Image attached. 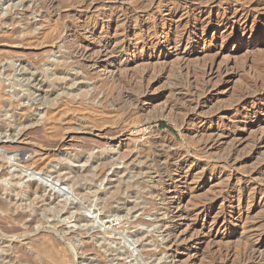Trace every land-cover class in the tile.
Returning a JSON list of instances; mask_svg holds the SVG:
<instances>
[{
    "label": "rangeland",
    "instance_id": "rangeland-1",
    "mask_svg": "<svg viewBox=\"0 0 264 264\" xmlns=\"http://www.w3.org/2000/svg\"><path fill=\"white\" fill-rule=\"evenodd\" d=\"M0 19V92L33 119L0 132L2 196L29 184L55 195L23 192V206L0 209V229L16 234L0 231V264H264V0H0ZM78 41L95 57L106 44L105 66L83 64ZM12 62L42 75L52 107L28 95ZM74 84L85 86L78 98L67 96ZM83 92L108 100L92 107ZM179 203L185 215L173 218Z\"/></svg>",
    "mask_w": 264,
    "mask_h": 264
},
{
    "label": "bare ground",
    "instance_id": "bare-ground-1",
    "mask_svg": "<svg viewBox=\"0 0 264 264\" xmlns=\"http://www.w3.org/2000/svg\"><path fill=\"white\" fill-rule=\"evenodd\" d=\"M52 1V0H51ZM56 2V1H55ZM47 4V3H46ZM51 5V4H50ZM51 7V6H50ZM52 8V7H51ZM53 11V10H52ZM115 11V10H114ZM117 12V11H116ZM115 12V13H116ZM9 18V17H8ZM128 18V17H127ZM1 20V19H0ZM90 20V19H89ZM84 22V21H83ZM135 22V21H134ZM82 23V22H81ZM126 25H129L130 24V20H126L125 22H124ZM133 23V22H132ZM103 24V23H102ZM107 25H108V23H107ZM84 27H85V29H87L88 30V32H90L91 34H94L95 32H96V30H95V26L93 25H91V23H88V22H86L85 21V23H84V25H83ZM128 27V26H127ZM127 27H125L126 29H127ZM103 27H101V29H102ZM104 28H106V27H104ZM153 30V29H152ZM68 31V30H67ZM104 32V31H103ZM157 32V31H156ZM66 33V32H65ZM74 33V32H73ZM88 34V33H87ZM104 34V33H103ZM189 35V34H188ZM95 36V35H94ZM93 36V37H94ZM113 36V35H112ZM64 37H65V35H64ZM67 37V36H66ZM79 37V36H78ZM73 38V37H72ZM64 39V38H63ZM68 39V38H67ZM74 40V39H73ZM65 41V40H64ZM123 41V40H122ZM121 41V42H122ZM70 43V42H69ZM78 43V46L80 47V58L81 57H83V59H81V60H83V61H85V62H83V64H91L92 66H97L98 68H101V67H103V66H105V64H103L100 60V55H102V54H104V55H108L107 53H104V52H106L107 50H109L108 49V47H107V45L105 44L104 46H103V49L102 50H100L99 52H98V56L97 57H95L94 56V53H93V56L92 55H90V53H89V48H90V44L89 45H87V44H84L82 41H78L77 42ZM106 43H107V41H106ZM115 43V42H114ZM113 44V43H112ZM114 45V44H113ZM112 45V46H113ZM131 46V44L130 43H127V42H124V43H121L120 44V46H119V48H118V50L119 51H124V50H127L129 47ZM92 47V46H91ZM132 47V46H131ZM134 47V46H133ZM94 48V47H93ZM91 50V49H90ZM75 52V51H74ZM79 52V51H78ZM110 52V51H109ZM114 53V52H113ZM75 54V53H74ZM78 55V54H77ZM192 54L191 53H186V56H184L183 58H181L182 60H185V58L186 59H190V56H191ZM103 57V56H102ZM101 57V58H102ZM198 57V56H197ZM79 60V59H78ZM112 60H110L109 62L106 60L105 61V63H106V66H107V64H111L112 62H111ZM81 62V61H80ZM82 63V62H81ZM126 65H127V63H125ZM125 64H123V63H121V62H119V63H116L115 64V69H112L113 71H111V79H112V81H113V84H115L114 86H117V87H119L120 89H122L123 87H122V81H121V79H123L124 77L123 76H125V75H123V76H121V77H123V78H121L120 80H119V78H117L116 79V74H117V72L116 71H119V70H121L122 68H123V66H126ZM31 66V65H30ZM85 66V65H84ZM89 66V65H88ZM87 66V67H88ZM114 66V65H113ZM10 69L8 70V72L9 73H12V71L13 72H15L16 73V75L19 77V82L21 83V85H24V86H26V89H27V92H28V95L30 96V97H32V99H34V100H36V101H38L39 103H40V105H44L45 107H47V108H50V107H52L51 106V104H50V102H53V101H55V99H53L51 96L56 92V91H54V90H49L48 88H47V85H46V82H45V80L43 79V77H42V75L41 74H37L36 72H34V71H32L31 70V67H29L28 66V64H26L25 62H20L19 64L18 63H14V62H12V63H10ZM109 67V66H108ZM105 68V67H104ZM32 69H34V68H32ZM10 70H11V72H10ZM124 70V69H123ZM119 73V72H118ZM121 73V72H120ZM77 75V74H76ZM75 75V76H76ZM130 76V75H129ZM126 77V76H125ZM74 78V77H73ZM127 78H128V76H127ZM82 79V78H81ZM130 79H132V78H130ZM125 80V83H126V78L124 79ZM99 82V81H98ZM124 82V81H123ZM133 82H134V80H133ZM66 83V82H65ZM95 84V83H94ZM129 84V83H128ZM130 85V84H129ZM83 87H85L84 86V84H79V85H76V84H74V85H72L70 88H66L65 87V89L67 90V96L68 97H73V98H78V96L76 95H73L74 94V92L75 91H80L81 90V88H83ZM127 87H129V86H127ZM25 89V88H24ZM64 89V88H63ZM68 89H71L70 91H72V92H70ZM124 89H126V88H124ZM105 91V90H104ZM82 95H81V97H80V99H82V100H89L88 101V104L89 105H91L92 107L93 106H102L103 104H105V102L108 100V94H105L102 98H98V96H97V94H95V93H88V92H83V93H81ZM58 95V94H57ZM132 95V94H131ZM196 95V94H195ZM63 96V95H62ZM125 96V95H124ZM55 97H56V94H55ZM117 97V96H116ZM116 97H115V99H116ZM119 97V96H118ZM125 97H127V96H125ZM133 97V96H132ZM131 97V98H132ZM15 98V97H14ZM14 98H12V95H6L5 93H1L0 92V113H3L1 116H0V132L1 131H3L6 127H9V128H11V129H13V128H15V127H20V128H22V127H24L26 124H28V123H30V122H32V117H30L29 115L28 116H26L25 115V111H26V109H28L27 107H21V111H19L20 113H14V112H12L14 109H16V107H18L19 105H20V103H21V99H18V100H14ZM23 98V97H22ZM112 98V97H111ZM130 98V99H131ZM197 98V97H196ZM1 99L3 100V102L1 101ZM79 99V100H80ZM97 99V100H96ZM113 99V98H112ZM193 100H195V101H200L198 98L197 99H193ZM6 101V103H4ZM97 101V102H96ZM134 101V100H133ZM23 102V101H22ZM138 102V101H137ZM96 103V104H95ZM138 105V104H137ZM191 105H193V102L191 101L190 102V104H188V106L187 107H189V106H191ZM18 110H20V109H18ZM187 110H188V108H187ZM190 111V110H189ZM11 113L12 114V117H14V120L13 121H9V120H7V118H6V115L5 114H7V113ZM21 132H22V130H21ZM123 133V132H122ZM20 135H21V133H19ZM22 136L24 137V134H22L21 135V139H22ZM24 139V138H23ZM206 144V143H205ZM159 151V150H158ZM14 152V151H13ZM164 153V152H163ZM170 154V153H169ZM173 154V153H172ZM172 154H171V156H172ZM21 155V154H20ZM169 156V155H168ZM126 157V156H125ZM165 157V156H164ZM170 157V156H169ZM158 158V157H157ZM174 158V157H173ZM176 158V157H175ZM97 159V158H96ZM161 159V158H160ZM164 159H166V158H164ZM169 160H171V159H169ZM96 161H98V159L96 160ZM164 161V160H163ZM9 162V161H8ZM177 162H179V160L177 161ZM34 163H39L37 160H32L31 162H29V161H26L25 162V164L26 165H32V164H34ZM96 163V162H95ZM161 163V162H160ZM170 163V162H169ZM104 163L102 162V165H103ZM171 164V163H170ZM174 164V163H173ZM177 165H180V163H176ZM38 165V164H37ZM101 165V166H102ZM169 166V165H168ZM168 166H166V168L168 167ZM165 167V166H164ZM175 167H176V165H175ZM169 169V168H168ZM90 170V168H88V171ZM103 170H104V168L103 167H100L99 168V171H97V173H96V176H101L102 175V173H103ZM136 170V169H135ZM163 170L164 169H160V171H162L161 172V175H162V177H163V175L167 172V170H166V172L164 173L163 172ZM172 171V170H171ZM159 172V171H158ZM167 174H169L170 175V173L168 172ZM58 175V177H61V174L60 173H58L57 174ZM94 177V176H93ZM169 178H170V180H172V179H174V177L172 176V175H170V176H168ZM64 178V177H63ZM161 180H162V178H160ZM164 180V179H163ZM74 180L73 179H70V182H73ZM117 181V180H116ZM174 181V180H173ZM75 182V181H74ZM111 183V182H110ZM86 188H91V186H87ZM86 188L84 187V186H82V185H79L77 188H76V192H78L79 194H83L84 192H86ZM93 188V187H92ZM117 190V189H116ZM4 191H6V188H5V190ZM12 191H16L15 192V196H12V195H10L9 193H6V197H3L2 195V188H0V209H2V210H5V209H9L10 207H12V208H14V209H18V208H20L21 206H23V199L24 198H20L19 196L23 193V192H27L28 194L26 195L28 198H34L35 200H39V199H41L42 201H45V202H47V201H50L51 199H53L54 198V200H55V195L54 194H52V193H50V194H45L44 193V190L42 191V189H41V187H39V186H35L34 184L32 185V184H29V186H28V188H26V190H24V189H18L17 187L16 188H14ZM182 195H184V191H181L180 192ZM25 194V193H24ZM119 193H116V194H114L113 196H112V198L114 199H116V198H118L119 197ZM8 199H10V200H8ZM111 199V198H110ZM121 199V198H120ZM127 205V204H126ZM130 204H128L126 207H124V208H118V209H116V210H114L115 212H125L126 210H129V209H131V208H129L130 206H129ZM111 206L112 205H110V203H108L107 205H106V208L108 209V212H113V210H112V208H111ZM78 211L80 210V207L79 206H74ZM204 209V208H203ZM62 210V209H61ZM202 211V210H201ZM60 212V211H59ZM107 212V211H106ZM171 212L173 213L171 216L174 218V217H176V216H184L185 214V210L182 208V205L179 203V204H177L176 206H174V207H172V210H171ZM23 214V213H22ZM22 214H19L15 219H17L18 220V222H22V223H26V222H24V220H25V218L27 217H25V216H23ZM166 214H168V213H166ZM201 214V213H200ZM7 215V214H6ZM203 215V214H202ZM29 216V215H28ZM78 217H79V219L80 220H83V219H85L86 218V216L85 215H83V214H80V215H78ZM107 217V216H106ZM3 219V218H2ZM172 219V218H171ZM170 219V220H171ZM16 220V221H17ZM40 220V217L39 216H35V215H33L32 216V218H31V220H30V224H33V223H36V222H38ZM173 220V219H172ZM104 221V220H103ZM5 223H6V221H4ZM12 222V221H11ZM141 222V221H140ZM173 222V221H172ZM0 224H3L2 222L0 223ZM13 224H15V222L13 223ZM3 225H5V224H3ZM34 225V224H33ZM2 226V225H1ZM10 227V226H9ZM16 227V226H15ZM178 224H175V223H170L169 224V227H168V239H169V242L171 243V245H174V246H179V245H181L180 243H181V239H182V237H181V235H180V233L182 232H179L178 231ZM2 228V227H1ZM3 228H7L8 229V227H3ZM12 228V227H11ZM17 228H19V230L21 229L20 227H18L17 226ZM25 229V228H24ZM1 230H3V229H0V231ZM15 230H16V228H15ZM3 231H5V230H3ZM21 231H22V229H21ZM264 231V230H263ZM8 232V235H9V233L11 232L12 234H10V236H12V237H14V236H16V234H14V228H12V229H8L7 231H5V233H7ZM16 232V231H15ZM4 233V234H5ZM182 234V233H181ZM3 235V234H2ZM1 235V236H2ZM7 235V234H6ZM7 235V236H8ZM261 235H264V232L261 234ZM9 237V236H8ZM2 238V237H1ZM9 239H11V238H9ZM56 242V241H55ZM57 245V244H56ZM249 245H251L250 247H248V244H247V250H246V252L244 253L245 255L246 254H248L249 253V251H251V250H253V251H255V249L254 248H256V246L255 245H252V244H249ZM106 246V245H105ZM88 247V246H87ZM251 248H253V249H251ZM2 249V248H1ZM85 249V248H84ZM245 250V249H244ZM4 251V250H3ZM2 251V252H3ZM256 251H257V248H256ZM23 252V251H22ZM252 252V251H251ZM4 253L6 254V255H4L3 256V258L2 259H5V258H7V259H11L12 260V258H11V255L9 254V253H7V250H5L4 251ZM17 253V252H16ZM19 253V252H18ZM35 253V252H34ZM240 253H242V251L240 252ZM95 254V253H94ZM234 254V253H233ZM232 254V255H233ZM243 254V253H242ZM253 254V253H252ZM231 255V256H232ZM245 255H244V258H245ZM248 255H250V254H248ZM228 256V255H227ZM251 256V255H250ZM256 256V255H255ZM255 256H251V257H253L252 259L253 260H255L256 259V257ZM229 257V256H228ZM234 258L236 257V256H233ZM243 258V259H244ZM103 259V258H102ZM213 259H215V257L213 258ZM232 259V258H231ZM218 260V259H217ZM234 260H236V259H234ZM233 260V261H234ZM238 260V259H237ZM12 261H14V260H12ZM245 261V260H244ZM247 261H248V259H247ZM238 261H236V263H237ZM251 262V261H250ZM212 263V262H211ZM214 263V262H213ZM214 264H216V262L214 263ZM220 264V263H219ZM234 264V263H233Z\"/></svg>",
    "mask_w": 264,
    "mask_h": 264
}]
</instances>
